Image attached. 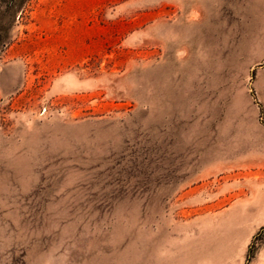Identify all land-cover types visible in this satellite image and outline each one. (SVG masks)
Here are the masks:
<instances>
[{"label":"rangeland","instance_id":"rangeland-1","mask_svg":"<svg viewBox=\"0 0 264 264\" xmlns=\"http://www.w3.org/2000/svg\"><path fill=\"white\" fill-rule=\"evenodd\" d=\"M0 264H264V0H0Z\"/></svg>","mask_w":264,"mask_h":264}]
</instances>
